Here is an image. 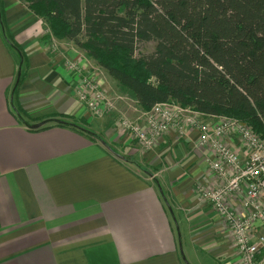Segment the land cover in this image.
<instances>
[{"label":"crops","instance_id":"0c3cea01","mask_svg":"<svg viewBox=\"0 0 264 264\" xmlns=\"http://www.w3.org/2000/svg\"><path fill=\"white\" fill-rule=\"evenodd\" d=\"M0 8L22 48L0 20V264H240L224 221L195 190L208 181L198 131L173 129L136 149L79 101L67 59L93 61L46 37L21 0Z\"/></svg>","mask_w":264,"mask_h":264},{"label":"trees","instance_id":"16d2710c","mask_svg":"<svg viewBox=\"0 0 264 264\" xmlns=\"http://www.w3.org/2000/svg\"><path fill=\"white\" fill-rule=\"evenodd\" d=\"M26 2L47 21V37L93 57L144 111L176 101L264 136V0ZM0 14L6 40L22 50Z\"/></svg>","mask_w":264,"mask_h":264},{"label":"built area","instance_id":"2783aa9c","mask_svg":"<svg viewBox=\"0 0 264 264\" xmlns=\"http://www.w3.org/2000/svg\"><path fill=\"white\" fill-rule=\"evenodd\" d=\"M80 82L79 101L91 115L102 117L117 109V98L94 74L69 63ZM198 131L194 145L205 158L208 181L195 190L224 221L240 264H264V136L245 121L223 116L208 123L203 114L176 101L158 103L136 119L121 115L115 129L136 149L151 150L173 129Z\"/></svg>","mask_w":264,"mask_h":264},{"label":"rangeland","instance_id":"374dc122","mask_svg":"<svg viewBox=\"0 0 264 264\" xmlns=\"http://www.w3.org/2000/svg\"><path fill=\"white\" fill-rule=\"evenodd\" d=\"M21 1L26 5L27 9L29 11H31V13H33L35 16H37V17H39L40 19L43 20V21H40V23H39L40 26L42 27V29L44 30V28H46V31L51 33L50 29H49V25H48V23H46L47 21L45 19H43L42 17L36 15L32 10H30L28 8V6H27L28 4H27L26 0H21ZM47 26H48V28H47ZM52 39H53V37H52ZM56 44H58V42H56ZM154 46H155V43L150 42V43L145 44L140 49H141L142 52H151L154 49ZM54 49L56 51H58V50L61 49V46L58 45V47H56L54 45V46H52L51 50H54ZM84 53L87 55L86 52H84ZM87 56L89 57L90 61H93V64H88L86 61L81 63V61L77 62V61H75L73 59H67V66L69 65V63H73V64H76V65L80 66L83 70H86V71H89V72L94 71V74L97 76V78H99V80L102 79L105 82L108 81V84L110 85L112 90L119 95V97L118 96L116 97L117 99H119V102L117 101V105H116L117 109H116V111L113 114H108L109 116L108 115H104L102 117L108 116V117L112 118V120L114 121L113 122L114 126H116L117 120L119 119V117L121 115L136 119L138 116H135V113H137L138 111L136 112L135 106L138 105V104L136 103L135 98L133 97V95L128 90L123 88L116 80H114L109 75L107 70L105 68L101 67L96 62V60L93 57H91L89 55H87ZM70 71H72V70H70ZM77 78H78L77 83H79L81 78L80 77H77ZM113 95H115V94H113ZM113 98H115V97L113 96ZM12 102L14 103V106H15V100H12ZM119 109L122 110V111H120ZM113 132H114V130H113ZM115 132L117 133V131H115ZM128 150L131 151L129 148H128ZM132 153H134V152H132Z\"/></svg>","mask_w":264,"mask_h":264}]
</instances>
